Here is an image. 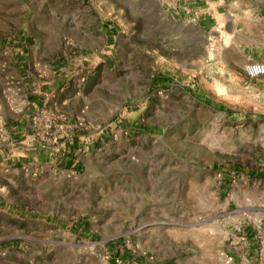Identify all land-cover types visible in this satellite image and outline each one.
Returning a JSON list of instances; mask_svg holds the SVG:
<instances>
[{
  "label": "rangeland",
  "instance_id": "374dc122",
  "mask_svg": "<svg viewBox=\"0 0 264 264\" xmlns=\"http://www.w3.org/2000/svg\"><path fill=\"white\" fill-rule=\"evenodd\" d=\"M227 41L179 0H0V149L67 150L39 210L0 188V264L260 263L263 124L219 83Z\"/></svg>",
  "mask_w": 264,
  "mask_h": 264
},
{
  "label": "crops",
  "instance_id": "0c3cea01",
  "mask_svg": "<svg viewBox=\"0 0 264 264\" xmlns=\"http://www.w3.org/2000/svg\"><path fill=\"white\" fill-rule=\"evenodd\" d=\"M182 1V9L184 14L192 15L200 22L211 26V28H219L223 35L227 38V42L221 49L224 59L231 64L226 69L224 77H220L219 83L224 88L231 91V96L236 100L248 101L250 106L255 107V113L249 115V119H254L257 124L258 135L264 138V74L250 76L246 69L247 62L255 61L264 63V0H179ZM238 57V59H236ZM231 59V60H230ZM223 80V81H221ZM217 79L210 82L209 87L213 89L217 87ZM3 121V117L1 116ZM22 139L19 142H12V149H0V178H6V182L0 183V188L6 189V194L10 192L13 186L22 196L31 195L36 200L34 206L27 209L39 210L41 202V182L37 177L42 164V157L48 158L50 153H66L67 150H24L25 143L37 146L39 138L35 134L34 129L21 128ZM14 139L12 135L4 137L9 140ZM16 137V136H15ZM260 138H258L260 140ZM258 140V141H259ZM264 145V142H262ZM29 145V144H28ZM246 178L256 177V184H261L264 177V164L258 170H252L253 176L249 174L250 169H246ZM16 172L17 174H15ZM257 177H260L257 180ZM248 181V180H247ZM245 181V185H247ZM240 190V189H239ZM246 189H241V194L245 195ZM231 195L237 192L233 189ZM11 200L12 199H7ZM19 206V205H18ZM21 209L23 206L21 205ZM257 211L253 214L258 222L264 221V210L261 206L255 207ZM257 231L252 230L256 238L255 241L247 243L245 251L257 256L260 251V263L264 264V235L257 237ZM249 232L248 235L251 236ZM251 238V237H250ZM245 242V241H244ZM249 254V255H250Z\"/></svg>",
  "mask_w": 264,
  "mask_h": 264
},
{
  "label": "built area",
  "instance_id": "2783aa9c",
  "mask_svg": "<svg viewBox=\"0 0 264 264\" xmlns=\"http://www.w3.org/2000/svg\"><path fill=\"white\" fill-rule=\"evenodd\" d=\"M245 69L250 76L261 75V74H264V63L253 61V62H250L249 64H247ZM233 172H235V171H233ZM219 176L224 177V174L222 172H219Z\"/></svg>",
  "mask_w": 264,
  "mask_h": 264
}]
</instances>
